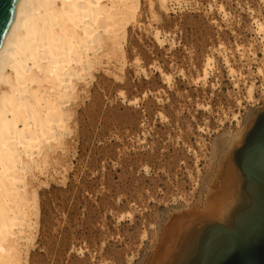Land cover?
Listing matches in <instances>:
<instances>
[{
	"label": "rangeland",
	"instance_id": "obj_1",
	"mask_svg": "<svg viewBox=\"0 0 264 264\" xmlns=\"http://www.w3.org/2000/svg\"><path fill=\"white\" fill-rule=\"evenodd\" d=\"M256 18L264 24V0H139L123 49L80 85L23 264H151L177 217L210 218L264 110Z\"/></svg>",
	"mask_w": 264,
	"mask_h": 264
},
{
	"label": "bare ground",
	"instance_id": "obj_2",
	"mask_svg": "<svg viewBox=\"0 0 264 264\" xmlns=\"http://www.w3.org/2000/svg\"><path fill=\"white\" fill-rule=\"evenodd\" d=\"M159 1L166 8L171 0ZM138 7L139 0H18L0 47V264H23L39 211L38 188L45 185L52 153L59 160L66 154L80 85L102 57L123 49L118 38ZM254 24L264 42V24L257 18ZM155 39L160 41L159 32ZM212 62L208 57L203 79ZM255 149L257 158L246 162L253 174L263 167L264 142ZM226 175V192L212 200L206 216L240 228L250 213L263 218L264 179L247 192L236 170ZM182 219L173 221L151 264H179L191 250L195 220Z\"/></svg>",
	"mask_w": 264,
	"mask_h": 264
},
{
	"label": "water",
	"instance_id": "obj_3",
	"mask_svg": "<svg viewBox=\"0 0 264 264\" xmlns=\"http://www.w3.org/2000/svg\"><path fill=\"white\" fill-rule=\"evenodd\" d=\"M17 2L18 0H0V47ZM262 127L264 110L256 116L242 145L233 150V161L236 172L242 176L243 191L249 192L250 184H258L264 179V164L263 167L261 165L262 169L258 168L260 172L255 174L246 167L248 160L250 162L257 158L252 157L253 153L259 155L255 148L264 142ZM262 159L264 162V152ZM247 207L251 211V205ZM255 215L256 213H250L251 219L241 228L233 222L228 225L216 218L177 217L176 220H195L193 247L185 253L179 264H264V217L258 218Z\"/></svg>",
	"mask_w": 264,
	"mask_h": 264
}]
</instances>
